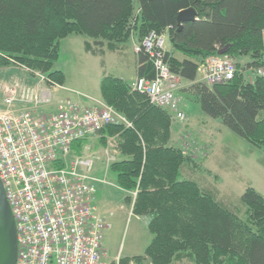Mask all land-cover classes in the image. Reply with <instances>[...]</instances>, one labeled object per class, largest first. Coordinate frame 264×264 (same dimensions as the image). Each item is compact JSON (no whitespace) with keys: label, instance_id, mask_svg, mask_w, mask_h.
<instances>
[{"label":"trees","instance_id":"trees-1","mask_svg":"<svg viewBox=\"0 0 264 264\" xmlns=\"http://www.w3.org/2000/svg\"><path fill=\"white\" fill-rule=\"evenodd\" d=\"M189 8L195 20L179 29L176 17ZM150 33L168 38L163 60L185 83L176 94L264 154V77L255 73L264 70V0H0V67L16 64L61 85L63 74L54 69L60 40L82 36L91 40L84 42L86 52L103 55L131 37L140 45ZM222 49L234 65L241 58L247 63H237L227 83L198 82L199 68ZM135 56L136 76L152 79L154 57L143 49ZM247 70L252 77H244ZM99 90L131 123L108 126L101 135L117 137L120 159L109 170L121 191H136L132 212L147 219L152 234L144 257L133 262L264 264V198L247 188L238 205H229L194 153L166 146L168 111L113 76H103ZM74 149L79 153L81 143Z\"/></svg>","mask_w":264,"mask_h":264},{"label":"built area","instance_id":"built-area-1","mask_svg":"<svg viewBox=\"0 0 264 264\" xmlns=\"http://www.w3.org/2000/svg\"><path fill=\"white\" fill-rule=\"evenodd\" d=\"M141 49L154 57V76L137 77L131 89L183 121L176 94L180 80L163 60V37L150 33L134 53ZM235 71L227 57L211 56L199 68L198 82L224 84ZM255 73L264 77L262 69ZM34 76L58 87L39 73ZM10 83H0V181L16 226V264H104L102 232L109 225L93 206V160L77 154L74 146L108 126L131 128V123L98 99L89 107L67 100L42 113L40 108L51 100L49 91L17 79Z\"/></svg>","mask_w":264,"mask_h":264},{"label":"rangeland","instance_id":"rangeland-1","mask_svg":"<svg viewBox=\"0 0 264 264\" xmlns=\"http://www.w3.org/2000/svg\"><path fill=\"white\" fill-rule=\"evenodd\" d=\"M85 41L91 40L70 35L59 41L54 69L62 72L63 81L61 85L56 83V88L41 83L37 76L28 75L25 68H18L16 64L0 67V74L8 70L7 73L11 72L9 75L14 77H2L0 83L11 84L8 82L17 79L24 80L31 87L40 85L42 90L51 93L50 103L40 108L42 113H49L55 110L59 102L67 100L82 107L91 106L92 100L100 98L99 84L104 73L106 76L120 77L128 84L134 80V46L137 42L132 37L130 43L121 46L119 52L104 50L103 55L86 52ZM163 48H169L166 36L163 38ZM247 61L248 58H241L234 62L235 65L239 63L244 66ZM243 73L245 78L253 76L249 70ZM199 79L198 72L197 81ZM183 85L180 81L179 88ZM138 94L147 99L146 95ZM178 109L184 115V120L173 119V125L176 137L181 135L180 147L186 146L190 153L196 155L202 164V175L211 180L221 195H225L224 200L231 206L238 205L240 196L247 188L254 189L264 198V154L233 135L218 120L203 114L199 104H185L181 99ZM85 144L90 151L85 149L81 156L93 160L90 176L97 180L94 183L96 193L93 195V205L96 213L109 225L102 232L101 261L104 264H135L132 259L144 257L152 239V234L147 229V219L132 212L136 191L126 194L116 186L115 175L105 167L103 149L96 140L91 138ZM96 157L99 159H95ZM127 196L132 202L125 199ZM141 264L150 262L143 259ZM173 264L193 263L186 259Z\"/></svg>","mask_w":264,"mask_h":264},{"label":"water","instance_id":"water-1","mask_svg":"<svg viewBox=\"0 0 264 264\" xmlns=\"http://www.w3.org/2000/svg\"><path fill=\"white\" fill-rule=\"evenodd\" d=\"M194 20L195 12L192 8L180 11L176 17L179 29L183 23ZM216 54L217 56L224 55L225 49L218 51ZM17 251L16 226L0 181V264H16Z\"/></svg>","mask_w":264,"mask_h":264},{"label":"crops","instance_id":"crops-1","mask_svg":"<svg viewBox=\"0 0 264 264\" xmlns=\"http://www.w3.org/2000/svg\"><path fill=\"white\" fill-rule=\"evenodd\" d=\"M120 51V50H119ZM118 51V52H119ZM2 69V68H1ZM8 71V70H7ZM7 71H5V73L3 72V73H1L0 74V79H2V77L3 78H9V77H11V79H14V77H12V75H9V73H11V72H8L7 73ZM15 75V74H14ZM29 75V74H28ZM103 76H106V74L104 73L103 74ZM114 77V76H113ZM103 78V77H102ZM116 78H119V79H121L122 81H124L122 78H120V77H116ZM137 78V76H136V62H135V78H134V80L133 81H135V79ZM19 79V78H18ZM21 79H24V78H21ZM16 80V79H15ZM14 81V80H13ZM20 82H22L23 84H25L26 85V83H25V81L24 80H19ZM133 81L129 84L130 86H131V84L133 83ZM10 82H12V81H9L8 83H10ZM125 82V81H124ZM183 82V81H182ZM128 84V83H127ZM183 84H185V83H183ZM100 91V90H99ZM99 94H100V92H99ZM98 100H101V97L100 98H98ZM184 103L185 104H187V103H189L188 101H184ZM186 107H187V105H186ZM41 111V110H40ZM175 125H173V119L170 117V128H169V130H170V138H169V140L167 141V143H166V146L167 147H169V146H180V137H181V135H180V137H179V135L176 137V135H175V127H174ZM93 139L94 140H96V142L100 145V148H102L103 149V156H104V158H105V167L106 168H108L109 169V165L111 164V163H113L114 161H116V160H118V159H120V157H119V154H118V150H117V137L116 136H112V137H102V135H101V133L98 135V136H96V137H93ZM182 139V138H181ZM102 140L104 141L103 143H102ZM86 142V141H85ZM85 142H82L81 143V146L83 145L84 146V148H83V146H82V149L80 150V152L79 153H77V154H83V153H85V149H88L89 151H90V148L85 144ZM114 147V149H112ZM118 157V158H117ZM95 159H99V158H95ZM113 161V162H112ZM95 193H96V190L94 191V195H95ZM94 198V197H93ZM94 200V199H93ZM94 206V205H93ZM94 209H95V212H97L96 211V208H95V206H94ZM96 214H98V213H96ZM99 215V214H98ZM99 216H101V215H99ZM102 217V216H101Z\"/></svg>","mask_w":264,"mask_h":264},{"label":"bare ground","instance_id":"bare-ground-1","mask_svg":"<svg viewBox=\"0 0 264 264\" xmlns=\"http://www.w3.org/2000/svg\"><path fill=\"white\" fill-rule=\"evenodd\" d=\"M162 36V35H161ZM164 37V36H163Z\"/></svg>","mask_w":264,"mask_h":264}]
</instances>
